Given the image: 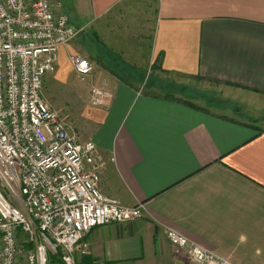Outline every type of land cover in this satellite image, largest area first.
<instances>
[{"label": "crops", "instance_id": "crops-1", "mask_svg": "<svg viewBox=\"0 0 264 264\" xmlns=\"http://www.w3.org/2000/svg\"><path fill=\"white\" fill-rule=\"evenodd\" d=\"M66 1L87 28L60 47L55 76L76 74L71 53L101 76L110 98L89 138L100 188L144 207L94 227L78 263L197 264L175 230L233 264H264V0L55 4Z\"/></svg>", "mask_w": 264, "mask_h": 264}, {"label": "built area", "instance_id": "built-area-1", "mask_svg": "<svg viewBox=\"0 0 264 264\" xmlns=\"http://www.w3.org/2000/svg\"><path fill=\"white\" fill-rule=\"evenodd\" d=\"M55 5L0 0V264H50L53 256L79 264L94 227L143 217V204L125 205L101 190L95 142L71 134L43 99L60 47L87 28ZM69 61L82 80L94 70L78 53ZM109 98L92 86L93 106ZM168 237L197 264H233L180 232L170 230Z\"/></svg>", "mask_w": 264, "mask_h": 264}, {"label": "rangeland", "instance_id": "rangeland-1", "mask_svg": "<svg viewBox=\"0 0 264 264\" xmlns=\"http://www.w3.org/2000/svg\"><path fill=\"white\" fill-rule=\"evenodd\" d=\"M56 1L57 0H53L54 3ZM55 6L57 7V5ZM71 6L73 7L71 3L66 1L62 6L63 12L67 15L70 22L82 25V22L78 21L75 17ZM82 33L77 37L80 40L81 38H84L81 35ZM82 45H87V42H83ZM55 73L50 74L45 78L42 90L43 99L47 102L49 107L57 110L61 114L67 129L71 134L77 136V138L81 140L89 139L92 133H94L96 108L98 109L102 107L93 106L91 104L90 92L92 86L101 85V76H99V74H94L93 77L90 75L85 80H82L75 73L67 72L64 74L65 79L60 81L55 76ZM144 85L145 82L142 86ZM214 86L215 92L213 96L217 97V93H219L217 91L220 86ZM170 92L175 93L174 91ZM183 94L187 96L188 92H184ZM257 123L258 127L264 129V121Z\"/></svg>", "mask_w": 264, "mask_h": 264}, {"label": "trees", "instance_id": "trees-1", "mask_svg": "<svg viewBox=\"0 0 264 264\" xmlns=\"http://www.w3.org/2000/svg\"><path fill=\"white\" fill-rule=\"evenodd\" d=\"M50 264H64V263L61 262V260L58 258V256H53V257H51V263Z\"/></svg>", "mask_w": 264, "mask_h": 264}]
</instances>
